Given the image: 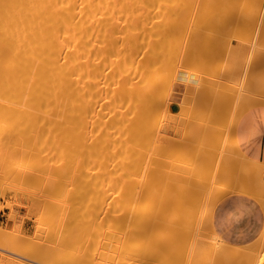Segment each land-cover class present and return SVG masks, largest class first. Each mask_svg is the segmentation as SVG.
<instances>
[{
  "label": "bare ground",
  "instance_id": "6f19581e",
  "mask_svg": "<svg viewBox=\"0 0 264 264\" xmlns=\"http://www.w3.org/2000/svg\"><path fill=\"white\" fill-rule=\"evenodd\" d=\"M189 1L190 2L191 1L196 2V0H0V154H3L2 155L3 157L2 156L0 157V163H1V158H3L2 162H4V160H6L4 158V156L7 154H11V155L13 154L14 155V156H12L13 158L10 157L12 160L13 159L16 160L18 158L17 156H19V155L25 156V154H26L25 158H29V156L33 157V158L30 157V160H28V161L30 163L32 162V164H35V165L31 164L32 166H35V167H29V168H32V169L33 168L34 169L40 168L39 172L41 173L42 167H38V168H36V167H37V165L39 166V164H41V166H42L43 163L40 162L39 164H37L35 162V161H37L36 154L37 155L38 154L39 155L40 154H44V155L47 154L46 156H44V155L43 156L49 157L50 161H54L55 159H58L59 161L55 160L54 163L52 162L51 165L49 164L50 166L47 169H45L46 168L44 166L45 163L43 164V167H45V168H42V173L43 172L45 173L44 178H42L43 177L42 175L44 173L39 175V173H36V172H34L36 174H33V173L30 174V178L31 177L32 178L31 179L29 178L30 180L33 179V182L40 181V183H42L41 178H42V180L44 179L43 181H45L47 184V186H45V187H47V188H45V190H48L47 193L50 194V197H53L52 194H56L55 192H57V194H59V193L61 194V192H63L62 191L63 188L66 189L64 187L65 182L63 181L62 178H65V176H69L72 174L69 171L70 166H71V169H74V168H72L73 162L71 164V162L69 163L68 161H66V158L70 157L69 156L70 154H73V155L74 154H94V155H91L93 157L91 159H93V160H95V158L98 157L97 154H99L98 161L95 160V161H97V163L92 160V164L94 166L93 170L95 168L94 171H96V173H94V174H96V175L93 174V178L90 177L92 179V182H94V180H95L94 178L97 177L96 181L94 182L96 184L94 186V188H96V190L94 189L95 193L92 191L93 192L92 194L94 195L93 200H92L93 202L91 205L92 210L89 209L92 211L91 213L89 212L91 214V217H90L91 223L88 222V223H90L89 225H91L90 226L91 229H90V227L88 228L89 225L87 226V228L89 229L88 231L84 229L85 227H83L84 231H87L88 234L90 231L89 238L87 240L86 239L85 240L87 242L89 240V243H91V244L88 243L89 244V246H88L89 251H91L89 249V247L92 245L91 246L92 251H91V255H90L91 257L89 256V259H87L88 261H84L85 259H83V261H82L81 260L82 258L81 259L79 258L80 261L79 260L76 261L77 258L73 259L72 257L70 258V255L68 256V254L70 253V251L68 249H70L69 246L71 245V244L70 245H68V244L70 243V241H72V240L74 241V238L76 236L73 237V235L71 233L72 232L71 230H73L71 228H73V227H71L70 225H71L73 220H71L70 216L67 215V216H69V219H67V221L68 220L69 221H68V223L66 221V227H68L67 224H70L69 225L70 229L65 228V232H64L62 240H61V242L65 244L66 248L63 250L64 252L61 253L62 256L60 257L61 258V260L59 261L60 264H130V263L138 264L137 260H140L142 262L141 263L139 261L141 264H143V262H145L146 264H148V263L152 264L148 260H152V261L154 260V262H158L156 260H159V262H161V263L164 262L162 260H165L168 264H184V263L187 264V262H188V264H262V263H264V258H262L264 256L261 257V256L257 255V251L259 249V246L260 247L264 246V231L262 232V234L260 236V240H259L260 242L258 243V246H256V247H254V245L253 246L251 245L252 246L251 248H245L243 246H240V247L239 246H233V245H230V244L222 241L221 238H219V236L215 234V231H213L214 230L213 225L211 224L212 221H210L209 223L207 222L210 218L209 217L210 214H208L209 218H208V220H206L207 219L206 218L207 212H204L206 214V215L204 214L205 216L203 214L201 215V213H200V215L203 217V224L204 225L202 224V222L199 226L196 224L195 227L197 228V226H198L199 230L197 228V231H199V232H197L196 234L194 233L193 236L191 235L194 231L196 232V230H195L196 228H195L194 231L191 233V230H193L191 228H194L192 226H194V224L196 223V222L194 223V221H196L198 218V217L197 218L192 217V215L194 216V215L198 214V212L197 213L195 212L196 209L192 210V207L194 208L196 205H198L197 199H200V198H198L199 197V194H198L199 191H201L200 193H203V191H202V189H203L202 185L203 184H201L202 183L201 179H204V178H200V177L201 176L207 177L208 175H209L208 178L210 177V172H207L206 170H205V173L207 172L206 175H204L205 173L202 174L201 171H203L205 168L204 167H203L204 169L201 168V171H200L199 166H201V165L197 166L196 167L197 169L195 168L193 171H191V172H194V171L199 169L198 173L191 174L189 172L190 175L186 174L188 177L187 179L184 178L187 181L186 183L184 182L185 180L183 181V178L177 179V180L175 178L176 182L174 181L175 184H174V186L172 185L175 188H173V189L170 188V190H167V192H166L167 198L164 196L167 200L162 197L163 201H165V202L162 201L161 204L158 202L153 203L151 201L150 202L153 204L144 203L145 201H143V203H141L142 202L141 198H140L141 199V201H140L138 198L135 199L131 196L134 193L137 194L136 189H135L134 193H129V192H132V190H133L132 187L137 184V182L134 183V181H135L134 177L139 175L136 173V171L138 170L137 172L141 173V171L143 170V169L141 170V166L143 164L141 166L140 165L138 166V163H137V161L140 162L138 160L137 156L141 153V149H140L142 146L141 141L144 140V139L141 140L142 138L139 139V137H140L139 136V125H142L141 121L145 117L143 115L142 119H141V114H143L142 113L143 108H145L143 106L145 105L144 104L145 101L147 102L146 99L148 98V97L146 99L144 98V93L147 90L144 89L145 84L142 81L144 79L141 78V74L143 73L142 72L143 71L142 70L143 60H144L143 58H145V56H148V55L150 56L152 52H153L152 54L156 53L155 51L157 50V47L159 45L165 44V42L169 41V39L167 37H169L170 34L172 37V39L170 38L171 44H172V41L174 39V35L177 32L176 29L180 26V23H179V22H181L180 17L182 18V16L180 14L184 13V15L183 14L182 15L185 16V12L188 11V8H189L188 7V4H190ZM230 1L231 0H229V2H228L229 4H226L227 6L230 5V3H231ZM236 1H238V0H236ZM241 1L239 0V4H238V2H236L238 4L237 10H235L236 8L232 9V7H234V6L230 5L231 6L230 9H231V11H233V13H234V10H235V12H238V9L240 10L241 5L244 4V3L240 4ZM254 1H255L254 3H256V1H257V3L260 1L258 4L260 5L259 7L262 9L263 5L261 6V4L263 3V1L262 2H261V0H259V1L254 0ZM221 2H225V1L219 0L217 2V4H215V5L212 4L213 5L212 7L215 8V6H216V8H217V6H218V9H219V7H220L219 5L222 6ZM243 2H244V0H243ZM257 3H256V5H257ZM226 5H224L223 7L225 8ZM239 5H240V7H239ZM214 8H211L212 12H213V10H215ZM243 8H245V5L242 7V9ZM227 9H228V7H227ZM230 9H229V11H230ZM242 9L240 10V12H242ZM220 10H223V8L221 9V7H220ZM192 11H194V10H192ZM204 11H205V9H204ZM243 11H246V10L243 9ZM212 12H211V14H212ZM203 13H202V15H204ZM227 14H230V13L227 12ZM246 14H243L244 17L247 16ZM189 15H191V14H189ZM199 17H197V18H199ZM209 17H210V15H209ZM236 17L238 18V16H236ZM239 17L241 18V15ZM249 17L252 19L248 18V16L246 17L248 27L250 28V26H249L250 23H248V22H250V20H251V22H252L251 26L254 28L253 23L255 22V20L253 18H256V17H254V14H253V16H249ZM215 18L216 17H214L213 19H215ZM218 18H219V16L217 17V19ZM210 19H211V17H210ZM241 19H245V18H241ZM186 20L184 21V23H186ZM205 20H206V18H205ZM252 20H254V21H252ZM209 21L211 22V20H209ZM217 21L219 22V20H217ZM238 21H239V18H238ZM235 22H236V20H235ZM235 22H233V23H235ZM240 22H242V21H240ZM197 23L199 24V22H197ZM205 23H204L205 27L208 28L209 24L207 23L208 24L207 25ZM212 23L214 24L215 22H212ZM188 24H189V22H188ZM188 24H185V25H188ZM213 24L209 25V26H211L212 31H213V28L217 26V25L213 26ZM216 24H217V22H216ZM222 24H225V23L223 22ZM238 24L239 23H237V25ZM244 24H246V20L244 21ZM183 25H181V26H183ZM199 25H202V27H204L203 24H199ZM226 25L229 26V24H227V22H226ZM235 25H236V23H235ZM255 26H256V24H255ZM262 28H263V26H262ZM173 29H174V32L172 31ZM225 29H224V32H225ZM252 29H250V30H252ZM261 30H264V28ZM203 32L201 33L202 35H203ZM209 32H211V31H209ZM240 32H241V30H240ZM263 32L264 31H262V33ZM182 33H180V34L177 33L179 35V38H180V35ZM219 33L222 34L221 30ZM205 34L208 35L207 33H205ZM205 34H204V36H206ZM209 34L211 35L212 33H209ZM225 34H226V32H225ZM216 35L218 36L219 34H216ZM220 36L221 35H219V37ZM249 36L251 37V35H249ZM191 37L193 38V36H191ZM208 38H209V36H208ZM208 38H206V39H208ZM176 39H177V37L175 38V41H176ZM206 39H204V41H205L204 44H206ZM211 39H213V42H214V40H216L214 38H211ZM225 40H220V41L225 42ZM207 42H208V40H207ZM222 42H221V44H222ZM168 43L170 44V41L167 42V45H168ZM177 44H178V42H177ZM193 44H194V42H193ZM208 44H209V42H208ZM218 44L220 45V42H218ZM225 44H226V42H225ZM262 44H263V42H262ZM170 45L168 46V50L172 53V51L176 49L175 48L176 45L172 44V46L174 47V49L171 48L172 51L170 50ZM188 45L189 44H187V46ZM258 45L259 44H257V46ZM164 46H166V45H164ZM225 46H227V44L224 45V47ZM259 46L262 47V45H259ZM178 47H179V45H178ZM254 47H255V45H254ZM158 48H160V47H158ZM164 48L167 49L166 47H164ZM215 48L220 49L221 47L219 46V47H215ZM165 49H163V50L166 53L169 52L168 50L166 51ZM158 50H160V49H158ZM221 51L222 52L220 53V55L222 56L224 50L221 49ZM173 52L174 53H172V54L174 55L176 52L175 51H173ZM205 52H203V53H205ZM209 52H207V54H209ZM157 53H158V51H157ZM171 53H167V55L171 54ZM199 53H202V52L199 51ZM212 53H214V52H212ZM185 54H187V52ZM256 54H258V53H256ZM156 55L154 56V58H156ZM159 55H157V57ZM149 56H148V60H150L153 55H151L150 58H149ZM216 56L217 55L215 52V58H216ZM224 56H225V54H224ZM167 57H166V60H167ZM185 57L187 58L188 56H185ZM208 57H209V55L207 56V58ZM258 57L260 58L259 55H258ZM159 58L156 60H153V61H155V62L157 60L159 61ZM212 58L213 57H211V59ZM161 59H162V57H161ZM197 59L199 60L200 57L197 56ZM217 59H220V58L217 57ZM217 59L215 60V62L212 60L213 61L212 66H215L214 63H216ZM256 59L257 58L255 57V60ZM261 59H262V61L264 60V58H262V57H261ZM198 60H197V63L199 62ZM208 60H210V59H208ZM222 60H224V58ZM257 60H258V63L259 62L262 64L264 63V62L260 61V59H257ZM257 60H256V62H254V60L252 59L253 65H251V67L252 66L256 67L254 65V63L257 64ZM161 61H159V63ZM189 61H190V58H189ZM226 61H225V63H226ZM168 62H170V61H168ZM151 63L152 62H150V64ZM159 63H158V66H159ZM166 63H167V61H166ZM170 63H172V62H170ZM175 63H177V62H175ZM188 63H191V61ZM220 63H217V64L220 65ZM161 64L163 66V63H161ZM193 64H194V62H193ZM207 65H208V63H207ZM258 65H260V64H257V66ZM162 66H159V67H162ZM171 67L172 66H170V68ZM174 67H175V65H174ZM201 67H204V66L201 65ZM103 68H105L107 71H105V69L103 70ZM150 68H151V65H150ZM192 68H195V67H192ZM205 68L207 70L209 69L208 67H204V69ZM215 68L217 69V67H215ZM215 68L213 69L214 71H215ZM163 69H165V68H163ZM206 69H205V71H206ZM259 69L263 70L264 68L262 69V67H260ZM157 70H158V68H157ZM201 70H203V69H201ZM148 71H150V70H148ZM218 71L219 70H216V72H218ZM151 72L152 71H150V73L148 72L149 76H146L147 74L145 73V77H150ZM157 74H158V72H157ZM161 74H162V72H161ZM253 74L250 78L253 77ZM152 75H154V77L156 76L155 74H152ZM162 75H160V76H162ZM163 76H165V75H163ZM203 76H202V78H203ZM255 76H257V75H255ZM260 77H262V76H260ZM163 78L165 79L166 77H163ZM167 78H170V77L167 76ZM247 78H249V77H247ZM152 79L155 80L154 78H152ZM159 79L157 78V81ZM149 80L152 84H156V85H157V83H159V85L161 84V81L155 83L156 82V80H155V81H153L154 82L153 83L151 81V79H149ZM204 80H203V82H205ZM245 80H246V78H245ZM252 80L253 79H251V81ZM163 81H166V80H163ZM167 81H169V79ZM146 82H148V79ZM216 82H218V81H216ZM216 82H214V83L216 84ZM221 82L222 81H220L219 87L221 86ZM252 82H251V84H252ZM163 83H165V82H163ZM249 83H248V85H249ZM142 84H144V85H142ZM201 84H203V83H201ZM164 85H162V86L164 87ZM207 85H205V86H207ZM211 85H213V84H211ZM254 85H255V83H254ZM254 85H253V87H254ZM229 86H231V85L229 84ZM229 86L227 85V86H225V88L226 87L228 88ZM244 86H246V85L244 84ZM219 87H216V88L218 89ZM249 87L251 89L253 88L251 86H249ZM256 87L259 88V86H256ZM210 88H212V86H210ZM192 89H193V87H192ZM229 89H231V88H229ZM251 89H249V90H251ZM253 89H252V91H254ZM156 90L153 89V93H155ZM201 90H203V89H201ZM210 90L212 91L213 89H210ZM214 90H216V89H214ZM224 90L228 91V89H224ZM206 91H204V92H206ZM218 91L219 92H217V90H216V92L218 93L217 94L218 99L217 100L215 99V101L213 100L214 102H216V101L224 102L225 100L228 99V98L224 97L227 93H225L224 96H220L222 94V90H218ZM149 92H151V91L148 90V93ZM212 92L214 94H216L215 91H212ZM207 93H209V91ZM213 93L211 94V96L214 99ZM150 95H151V93H150ZM203 95L205 97L206 94H203ZM227 95H229V94H227ZM233 95L231 94V96H233ZM235 95H234V97H235ZM219 96H220V98L224 97L223 99H225V100L223 101L222 98L220 100ZM236 96L238 97V95H236ZM190 97L191 96H189L188 99ZM209 97H210V94H209ZM209 97H208V99H209ZM201 98H203V96ZM205 98H207V97H205ZM243 98L244 97H242V99ZM188 99L186 97L187 102H189ZM151 100H152V98H151ZM186 100L184 98L183 103H187ZM228 100L226 102H228ZM239 100L241 101V99H239ZM158 101H159V99H158ZM194 101H195V98H194ZM201 101H202V99H201ZM204 101H205V99H204ZM250 101H251V99L249 98V102ZM261 101H258V102L261 103ZM214 102H212V104ZM226 102L222 103V105L224 104V107H222V105L221 106L219 105V106L221 108H224V110L226 109V111H227V106H225V105L226 104L228 105V103H226ZM239 102H237V103L239 104ZM244 102H245V100H244ZM147 103H149V101ZM217 103H219V102H217ZM255 103H256V99L254 100L253 104H255ZM201 104L203 105V103H201ZM230 104H231V101H230ZM204 105H205V103H204ZM215 105L216 104H214V106ZM234 105H236V104H234ZM247 105H249L248 102H247ZM250 105H252V104H250ZM157 106H158V103H157ZM159 106H161V105H159ZM194 106H196V104ZM216 106H218V105H216ZM146 107L149 108L148 106H146ZM185 107H187V105ZM245 107L246 106L244 105L242 107V109ZM249 107H252V106H249ZM166 108H167V106H166ZM201 108H203V107H201ZM239 108H241V107H239ZM152 109L153 108H151V110ZM103 110H105L104 116H103ZM149 110L150 109H148V111ZM151 110H150V112H151ZM188 110H189V108H188ZM198 110H200V109H198ZM152 112H153V110H152ZM168 112H170V110ZM240 112H243V111L240 110ZM146 113H149V112L146 111ZM150 114L151 113H149V115ZM217 114H218V112H217ZM208 115H210V114H208ZM150 116H152V115H150ZM205 116H207V115H205ZM222 116H224V113ZM147 117H146V119H147ZM152 118H153V116H152ZM160 118H161V115H160ZM213 118H214V116H213ZM227 119H228V117H227ZM147 120H146V122H147ZM148 121L150 122L151 120H148ZM207 121H208V119H207ZM155 122L157 124L158 121L155 119ZM151 123H153V122H150V124ZM205 124H207V123H205ZM154 126H156V125H154ZM154 126L153 127L149 126L148 128H151V130H153L152 128H155ZM226 126H227V123H226ZM211 127H213V126H211ZM211 127L208 126V128H211ZM208 128H207V130H208ZM224 128H222V129H224ZM199 129H200V127H199ZM211 130H213V129H211ZM231 130H232V128H231ZM147 131H150V130L148 129ZM197 131L199 132L198 129H197ZM232 131H230V132H232ZM215 132H216V130H215ZM212 133L208 132V134H212ZM149 134H152V132ZM24 135H25V137L27 136L26 139H24L25 138ZM162 135H164V134H162ZM158 136H160V134ZM164 136H166V135H164ZM203 136H204V138L206 137L204 135V132H203ZM219 136H222V134L221 135L219 134ZM229 136H230V134H229ZM21 138H23L24 140L22 139L23 141L20 144L17 143L18 139L21 141ZM213 138H215V137H213ZM26 140H27V144L25 142V145H26L25 146L23 142ZM224 140H225V138H224ZM155 141H153V142H155ZM22 143H23V146L26 147V150L25 149L23 150ZM196 143H197V141H196ZM202 143H205V139H204V142H202ZM145 144H148V143H145ZM175 144L176 143H173L174 146H175ZM210 144L212 145V143H210ZM17 145L18 146L21 145V148H18ZM170 145H172V144L170 143ZM199 145L205 146L204 144H201V142ZM159 148H158V150H159ZM174 148H176V147H174ZM215 148H218V147H215ZM225 148H226V146H225ZM143 149L146 151V149L144 147H143ZM200 149H201V147H200ZM149 150H150V148H149ZM202 150H200V151H202ZM207 150H204V151L207 152ZM216 150H219V149H216ZM150 151H149V153H150ZM204 151L202 152L203 154H202L201 158L198 155L194 156V157L197 156L198 160L200 162H202L203 160H204V162L205 161L207 162L212 157V156L209 157V154H210L209 152H208L209 153L208 155L207 154L205 155ZM222 151H223V149H222ZM142 152H144V151L142 150ZM165 152L167 153V151H165ZM195 153H196V150L194 151V154ZM17 154H19V155H17ZM15 155L17 158H15ZM174 155H176L175 151H174ZM203 155L207 156L208 158L205 157V159H203V157H204ZM213 155H214V153H213ZM94 156H96V157H94ZM165 157H166V155H165ZM197 157L195 159H197ZM236 158H238V157H236ZM236 158H234V159H236ZM9 159L7 158L6 164L9 161L11 164L12 160H9ZM188 159H190V158H188ZM200 159H202V161ZM229 159H230V161L234 160V159H232V157H229ZM15 160H14V162H15ZM135 160H137V161H135ZM228 160H227V162H228ZM238 160H240V159H238ZM22 161H25V160H22ZM28 161H26V162H28ZM155 161L158 162L157 159ZM235 161L236 160H234L232 162L235 163ZM246 161L247 160L244 158V160L241 159V162L236 161V162H238L236 164L240 165V163L242 164V162L247 163ZM26 162H25V165H28V164H26ZM162 162H164V161H162ZM204 162H202V163H204ZM152 163H153V161H152ZM172 163H173V161H172ZM187 163H190V161ZM19 164L20 165L22 164L24 167L23 162H19ZM139 164H141V163H139ZM193 164H191V165H193ZM229 164H231V163H228V165ZM253 164L257 165V163L256 164L253 163ZM12 165H16V164H12ZM12 165H11V167H12ZM96 165H98V170L96 169ZM180 165H181V163H180ZM243 165L244 164H242V166H240L241 167L240 169H245V168H242ZM247 165H250V164L247 163ZM28 166H30V165H28ZM250 166H252V165H250ZM257 166L259 167V164ZM8 167H10V165ZM178 167H177V169H178ZM230 167H228V168L230 169ZM245 167L247 168L246 171L240 170L239 173L241 174L244 172H246V173L248 172L247 173L248 176H252V175L253 176H252V178L251 177L248 178V176L245 175L246 174L245 173V174H243V176H245L247 178V179H245V177H243L241 174V178H240L241 180L239 179V181L241 183L238 184V182H237V184L239 185V189H240V187H242L240 191L244 192V190H246V187H247V191H249L250 189H251L250 190L251 192H255L256 190L261 191L262 194H260V192L254 193V194L256 196H258V194H259V197H256V199L260 200V202H263L261 200V199L264 200V193H263L264 192L263 191L264 186L261 188V185H264L263 175L261 174L262 169H260V168L258 169V167H255L256 168V170H255V168H253L254 166H252L251 168L254 169V170L251 169L252 173H254L253 171H256V172L251 175V172L247 171L248 169L250 170V167L249 168H248V166H245ZM10 168H9V170H10ZM12 168H14V166ZM19 169H21V168H19ZM19 169H18V171H20ZM229 169L227 171L231 172V169L230 170ZM12 170L10 172L14 171V170L13 171ZM139 170H140V172H139ZM237 170L239 171V168ZM34 171H36V170H34ZM94 171H92V172H94ZM215 171H216V169H215ZM241 171H244V172H241ZM21 172H18V174H20ZM66 172L70 173V174L67 175ZM199 172L201 173V175L199 174ZM212 172H214L213 168H212ZM249 172H250V175H249ZM263 172H264V168H263ZM153 173H151V174H153ZM217 173H220V175L222 174L221 170H218ZM239 173H238V175H239ZM13 174H15V173L13 172ZM75 174H76V172H75ZM163 174H165V173H163ZM9 175H11V174H9ZM156 175L159 176V174H157L155 172V174L151 176L150 180H154L156 178ZM161 175H162V173H161ZM173 175H175V174H173ZM2 176H1V178H3V179L0 178V180L4 181L6 178L4 179L5 176L4 177H2ZM11 176H13V175H11ZM21 176L23 177V174ZM91 176H92V174H91ZM175 176H177V174ZM191 176H193V178H191ZM143 177H140V178L142 179ZM149 177H150V175H149ZM233 177H235V176H233ZM238 177H240V176H238ZM217 178H219V177H217ZM225 178H226V176H225ZM243 178L245 180H243ZM250 178H251V180L249 181ZM254 178H255V181H254ZM15 179H17L16 182H18V180H20L17 178V176L15 177ZM36 179H38V180H36ZM66 179H68V178H66ZM72 179H73V177H72ZM146 179L147 178H145V180ZM172 179H173V177H172ZM222 179H221V181L223 182L224 179L223 180ZM69 180L71 181V179H69ZM150 180L149 181L147 180V181L150 183ZM211 180H213V179H211ZM246 180L248 181V183L246 182L248 184V186H247V184L246 185L244 184L245 182L243 183V181H246ZM87 181H89V179ZM217 181H220V180H217ZM252 181H253V183H252ZM141 182H143V181H141ZM141 182L139 183V181H138L140 186H139V184H137L135 186V187L139 186V188H138L139 191L142 187L141 185H143V183H145V182H143L141 184ZM151 182H153V181H151ZM254 182H255V184H254ZM24 183L25 182H23V184ZM90 183L91 182H89V184ZM133 183H134V185H133ZM169 183L171 184V182H169ZM203 183H205V182L203 181ZM207 183L208 182H206V184ZM251 183H252V186L249 185ZM259 183L261 184L260 186H259ZM91 184L94 185L93 183H91ZM242 184L245 185L246 187L245 186L243 187ZM147 185H149V184H147ZM253 185H255L257 187L259 186V187L255 189V187H253ZM26 186H28V185H26ZM143 187L145 189V186H143ZM166 187L168 188L171 186L168 185ZM227 187H229V186H227ZM92 188H93V186H92ZM157 188H159V187H157ZM29 189H31V188H29ZM236 189H237V187L234 189H231V190L232 191L235 190L236 192H238L239 190H236ZM252 189H254V191ZM40 190H41V188H40ZM143 190H142V193L140 192V194H142V195H144ZM214 190L216 191V189H214ZM27 191H29V190H27ZM41 191L43 193V190H41ZM218 191H217V193H218ZM235 191L233 193H236ZM208 192H209V188H208ZM210 192H212V191H210ZM215 193L213 196H209V199L207 198L208 201L205 200V198H204V201H206V202H203V203H205V204H203V203L200 204L202 211H204L205 205H207L206 207L209 208L210 205H211L210 207H212L217 203L218 198L216 199ZM246 193H248V192H246ZM41 194H39V195H41ZM140 194L138 197H140V196L142 197V195H140ZM164 194H165V191H164ZM249 194L251 195V193H249ZM218 195H219V193H218ZM66 196H67V194H66ZM55 197L57 198L59 196L57 195ZM64 197H65V195H64ZM76 197H77V195H76ZM76 197H74V198L76 199ZM157 197H159V196H157ZM67 198H68V200H70L69 197H67ZM78 198H79V196H78ZM61 199H62V197L60 198V200ZM77 200H80V199H77ZM200 200H202V199H200ZM147 201H148V199H147ZM167 202L169 203V206L171 207V209H170L171 211L169 210V208L167 206ZM59 204H61V203H59ZM51 205H53L52 200H51ZM61 205H63V202ZM68 205H67V207H68ZM200 205H199V207H200ZM148 206H153L154 210H157V211H159L161 208H163L162 206L167 207L168 208L167 210H169V211H167V213L172 212L171 214H173V216L170 215V213H168L170 215V216H168V214L166 213V210L164 211V213L161 210L160 212H162L163 215H165V213H166V217L168 216L169 218L167 217V219L165 220V218H166L165 217V218H163L164 220H160L158 218L162 217L163 215L159 214L161 216H159L158 218L152 217V218H149L147 220L144 218V208L145 207L147 208ZM57 207H59V206H57ZM62 208H63V206H62ZM65 208H66V206H65ZM45 209H47V208H45ZM45 209H44V211H45ZM63 210H65V209L63 208ZM151 211L152 210H150V212ZM157 211H156V216L158 213ZM211 211H210V213H211ZM185 213H186V215H188V217L186 215H183ZM62 215H64V214H62ZM180 215H182L183 217ZM184 216H186L187 218L186 217L184 218ZM193 218H194V220H193ZM200 219H201V217H200ZM200 219L197 221L200 222ZM12 221H13V219L11 218L9 220V224H8L9 227L11 226ZM70 221H71V223H69ZM206 223H208V224H206ZM74 229L75 230L80 229V231L82 230L81 228H78V227H76V228L74 227ZM68 230H70V232ZM188 230H190V232ZM0 231L2 233V234L0 233L1 235H3V233L5 234V232L6 233L8 232L5 229L2 230V228H0ZM187 232L190 234H188ZM207 232H208V234H211V235H208ZM181 233L183 236L179 235ZM56 234H58V231ZM81 234H82V232H81ZM201 234H203V235H201ZM79 235H80V233H79ZM200 235H201L202 239H204V237H202V236L208 235L205 237H208V239L211 240V242H208L209 240L205 241L207 238H205V240H202L200 238ZM210 236H212V237H210ZM77 237H78V235H77ZM79 238L80 237H78V239ZM78 239H76L75 242ZM182 239H183V241H181ZM184 240L187 241V244H185ZM2 244H10V243L8 242L7 239L2 238V236H1L0 245H2ZM67 247H69V248H67ZM133 253L135 254V256H137V258L140 255L139 257H141L142 259H140V258L137 259V258L131 256ZM88 254H90V253H88ZM186 254H188V255H186ZM262 255H264V254H262ZM148 256H150L151 259H149L150 257H148ZM44 257H45V254H43L42 252L36 251V253L33 254V258L38 259V260L46 259ZM145 257H147L146 258L147 261H145L146 259L144 260ZM201 257L206 258V262L200 263L198 261V259ZM129 258L133 259L132 261H134V262L129 263V260H130ZM134 258L136 259L137 263L135 262ZM71 259H73L75 261H73Z\"/></svg>",
  "mask_w": 264,
  "mask_h": 264
},
{
  "label": "rangeland",
  "instance_id": "374dc122",
  "mask_svg": "<svg viewBox=\"0 0 264 264\" xmlns=\"http://www.w3.org/2000/svg\"><path fill=\"white\" fill-rule=\"evenodd\" d=\"M200 1V2H199ZM216 1V2H215ZM219 1V0H218ZM217 0H196V2L194 1V2H190V4H188V11H186L185 12V16H183L184 15V13H181L180 15L182 16V18L180 17V21L181 22H179L180 23V26L176 29L177 30V32L175 33V35H174V39H173V41H172V44H175L174 46H175V50H173V51H175L176 53L173 55L172 53H174L173 51H172V49H174V47L172 46V44H171V39H172V37H171V34L169 35V37H167L168 39H169V41H170V44L168 43V45H167V42H169V41H167V42H165V44H162V45H159L158 47H160V48H158L157 47V50L155 51L156 53H154V54H152L151 53V55H153L152 56V58L150 59V60H148V56H145V58H143L144 60H143V68H142V74H141V78H143L144 80H142L143 82H144V84H142V85H144V89L145 90H147V91H145V93H144V98L146 99L147 97V102L149 101V103H147L146 101H145V105L143 106V107H145V108H143V115L145 116L144 117V119H143V128L144 129H142L141 128V125H139V139H141V140H143V141H141V143H142V146L146 149V151L143 149V147L142 148H140L141 150H143L144 152H143V154H139L138 156H137V158H138V160L140 161V162H138L137 160H135V161H137V163H138V166L140 165H142L141 166V173H138L137 171H136V173L137 174H139L138 176H135L134 178H135V181H134V183H136L137 182V184H139L141 181H143V182H145V183H143V182H141V184L143 183V185H141L142 187H141V189H140V191H139V186H140V184H139V186L138 187H135L136 185H134V183H133V190H132V192H129V193H134L135 192V189H136V193L137 194H133V195H131L133 198H138L139 200H143V201H145L144 203H146V201H147V199H148V201H147V203H151V202H158V203H162V201H163V198H165L166 197V192H167V190H170V188L171 189H173V188H175V187H173L174 186V184H175V178H176V180L177 179H182L183 178V181L185 180L184 178H188L187 177V175L186 174H188V175H190V173L191 174H194V173H198V170H196V171H194V172H191V171H193L197 166H199V165H201V166H199L200 167V171H201V168H203L204 170V172L203 171H201L202 172V174L203 173H205V170L207 171V172H210V177L208 178V176L205 178L204 176H199L200 178H204V179H201L202 180V183L201 184H203L202 185V191H203V193H200L201 191H199V197L198 198H200V199H202V200H200V199H197V204L198 205H196L194 208L192 207V210H195V212L197 213L198 212V214L197 215H192V217H198L197 218V220H199L200 219V217H201V219H200V222L199 221H194V226H192V227H194V228H191V229H193V230H191V233L194 231V229L196 228L195 226H196V224L199 226L200 224H201V222H202V224H203V217L201 216L202 214L204 215L205 213L204 212H207V215H206V220H208V218H209V220L207 221L208 223L211 221L210 219L211 218H214L215 219V217H216V213H217V211H218V209H219V206L222 204L221 203V201L220 202H218L219 204H218V206L217 207H215V205L214 206H212V207H210L209 206V208L208 207H206L207 205H205V207H204V211H202V208H201V205L200 204H202L203 202H206V201H204V198H205V200H207L208 201V199H209V196H213L214 195V193L216 192L214 189H216V190H220L221 188H223V187H227V186H229V185H232V184H234L233 183V178H232V180L230 179L231 178V176H227L226 178H225V176H222V174L224 175V173H223V171H221V175H220V173H217L218 172V170H222L223 169V167H222V162L226 159L225 157H227V158H229V157H232V159H234V158H236V157H238V158H236V159H243L244 160V156L242 155V154H240L241 152H240V150H239V148H238V144H236L235 142H233V141H231L230 139H229V137H228V132H229V129L231 128L230 126H232V124H233V122H231L230 123V128H228V131H227V135L225 136V140H223L222 142H220V143H217V144H210V143H202L203 141L202 140H198L197 141V143H196V141L195 142H190V143H188V142H186V135H184L182 138L181 137H175V138H172V137H170L169 135H167L166 133H165V129H166V124L169 122V119H170V112H168L169 111V109L168 108H170L171 109V107H172V105L174 104V103H176L177 101V98H179L180 96H185V100H186V97H187V99H188V97L189 96H191L189 99H190V101H194V98H196L198 95H202V93H203V90H201L202 88H204L203 86H205V85H207L208 83L210 84H208L207 85V87H209L210 88V86H212V88H210V89H213L212 91H215L216 92V90H217V92H219L218 90H222V94L220 95V96H224V94L225 93H227V94H229V95H225L224 97H226V98H228L227 100L228 101H231V103L234 105V104H236V105H234V108L235 107H237V106H239L241 103H244V100L246 101V100H249V98L251 99V100H255L256 99V103H258V104H260V105H264V63L262 64V63H258V60L257 59H260V61H262V59H261V57L262 58H264V32L262 33V31H264V30H261V29H263L264 28V0H261V2L263 1V3L261 4V6L263 5V7H262V9L259 7L260 5L257 3V1H256V3H257V5H256V3H254L255 1L254 0H244V2H243V0L240 2V4H243V5H241V7H240V5H239V7H240V10L242 9V7L245 5V8H243L244 10H246V11H243V9H242V12H240V10L238 9V12H235V10H237V6H238V4H239V0L238 1H236V0H231L230 2V5L231 6H234V7H232V9H235L234 10V13H233V11H231V6L230 5H226V4H229L228 2H229V0H223V1H225V2H221V4H222V6L221 5H219L220 7H221V9L223 8V10H220V7H219V9H218V6H217V8H216V6H215V8L214 7H212L213 5H215V4H217V2H218ZM221 1V0H220ZM235 1V2H234ZM234 2V3H233ZM236 2H238V4L236 3ZM236 3V4H235ZM192 4V5H191ZM195 4V5H194ZM213 4V5H212ZM226 5L225 6V8L223 7L224 5ZM230 6V7H229ZM192 7V8H191ZM227 7H228V9H227ZM238 7V8H239ZM211 8H214L215 10H213V12H212V9ZM204 9H205V11H204ZM211 11H210V10ZM229 9H230V11H229ZM192 10H194V11H192ZM196 10V11H195ZM207 10V11H206ZM223 11V12H222ZM204 14V15H202V13ZM208 14H207V13ZM211 12H212V14L214 15H212L211 14ZM216 12V13H215ZM227 12L228 13H230V14H227ZM210 13V14H209ZM247 13V14H246ZM183 14V15H182ZM189 14H191V15H189ZM207 14V15H206ZM216 14V15H215ZM243 14H246L247 16H248V18H250L249 16H253V14H254V17H256V18H253L254 20H255V22L253 23L254 24V28L251 26L252 25V22H251V20H250V22H248V23H250V28L248 27V24H247V19H246V17L247 16H245L244 17V15ZM251 14V15H250ZM189 17H188V16ZM202 15V16H201ZM209 15H210V17H211V19H210V17H209ZM234 15V16H233ZM241 15V18H245V19H241L239 16ZM256 15V16H255ZM200 16V17H199ZM219 16V18L217 19V17ZM223 16V17H222ZM226 16V17H225ZM236 16H238V18H239V21H238V18L236 17ZM186 17V18H185ZM188 17V18H187ZM197 17H199V18H197ZM202 17V18H201ZM204 17V18H203ZM214 17H216L215 19H213ZM236 17V18H235ZM205 18H206V20H205ZM226 18V19H225ZM260 20H259V19ZM187 19V20H186ZM204 19V20H203ZM211 20V22L209 21V20ZM236 20V22H235V20ZM250 19H252V18H250ZM186 20V23H184V21ZM198 20V21H197ZM200 20V21H199ZM217 20H219V22L217 21ZM225 20V21H224ZM228 20V21H227ZM246 20V24H244V21ZM254 20H252V21H254ZM199 22V24H203L204 25V23L205 24H209V25H212L213 23L212 22H215L214 24H213V26L214 25H217L216 27H214L213 28V31H212V29H211V26H209L208 24V28H206L205 27V25H204V27H202V25H199L197 22ZM209 21V22H208ZM230 21V22H229ZM240 21H242V22H240ZM260 21V22H259ZM188 22H189V24H188ZM193 22V23H192ZM216 22H217V24H216ZM225 23V24H222V23ZM226 22H227V24H229V26H227L226 25ZM233 22H235L236 23V25H235V23H233ZM221 23V24H220ZM237 23H239L238 25H237ZM184 24V25H183ZM185 24H188V25H185ZM234 24V25H233ZM255 24H256V26H255ZM181 25H183V26H181ZM196 25V26H195ZM225 25V26H224ZM247 25V26H246ZM185 26V27H184ZM201 26V27H200ZM262 26H263V28H262ZM181 27V28H180ZM227 27V28H226ZM244 27V28H243ZM253 29H252V28ZM256 27V28H255ZM184 28V29H183ZM197 28V29H196ZM205 30H204V29ZM226 28V29H225ZM229 28V29H228ZM200 29V30H199ZM202 29V30H201ZM209 29V30H208ZM224 29H225V32H226V34H225V32H224ZM247 29V30H246ZM250 29H252V30H250ZM259 29V30H258ZM215 30V31H214ZM220 30H221V33L222 34H220L219 32H220ZM229 30V31H228ZM239 30V31H238ZM240 30H241V32H240ZM247 32H246V31ZM173 32H174V29L172 30ZM171 31V32H172ZM203 32V35L201 34L202 32ZM209 31H211V32H209ZM244 31V32H243ZM183 32V33H182ZM212 33L211 35L209 34V33ZM214 32V33H213ZM180 34V33H182L181 35H180V38H179V35L178 34ZM205 33H207L208 35H206ZM230 35H229V34ZM253 33V34H252ZM173 34V33H172ZM192 34V35H191ZM197 34V35H196ZM204 34L206 35V36H204ZM216 34H219V35H221L220 37H219V35L217 36ZM196 35V36H195ZM249 35H251V37L249 36ZM191 36H193V38L191 37ZM204 36V37H203ZM208 36H209V38H208ZM220 39V40H225V42H226V44H227V46H225L224 47V45H226L225 44V42L223 41H220L217 37ZM177 37V39H176V41H175V38ZM224 37V38H223ZM244 37V38H243ZM246 37V38H245ZM171 38V39H170ZM190 38V39H189ZM206 38H208V39H206ZM211 38H214V39H216V40H214V42H213V39H211ZM222 38V39H221ZM250 38V39H249ZM255 38V39H254ZM181 39V40H180ZM186 39V40H185ZM189 39V40H188ZM203 39V40H202ZM204 39H206V44H204ZM167 40V39H166ZM178 40V41H177ZM184 40V41H183ZM207 40H208V42H209V44H208V42H207ZM210 40V41H209ZM229 40V41H228ZM188 41V42H187ZM216 41V42H215ZM177 42H178V44H177ZM193 42H194V44H193ZM218 42H220V45L218 44ZM221 42H222V44H221ZM262 42H263V44H262ZM259 44V45H262V47L261 46H257V44ZM187 44H189L188 46H187ZM204 44V45H203ZM215 44V45H214ZM255 45V47H254V45ZM164 45H166V46H164ZM170 45V50L172 51V53L168 50V46ZM178 45H179V47H178ZM207 45V46H206ZM209 45V46H208ZM222 45V46H221ZM166 47L167 49H165L164 47ZM221 47L220 49L219 48H215V47ZM253 46V47H252ZM203 49H202V48ZM207 47V48H206ZM224 47V48H223ZM228 47V48H227ZM172 48V49H171ZM178 48V49H177ZM210 48V49H209ZM213 48V49H212ZM158 49H160V50H158ZM163 49H165L166 51L168 50L169 52H167V53H171V54H168L167 55V53L163 50ZM200 49V50H199ZM217 49V50H216ZM221 49L222 50H224V52H223V54H222V56L220 55V53L222 52L221 51ZM227 49V50H226ZM256 49V50H255ZM187 50V51H186ZM202 50V51H201ZM214 50V51H213ZM219 50V51H218ZM157 51H158V53H157ZM197 51V52H196ZM199 51L200 52H202V53H199ZM206 51V52H205ZM210 51V52H209ZM252 51V52H251ZM187 52V54H185ZM203 52H205V53H203ZM207 52H209V54H207ZM212 52H214V53H212ZM215 52H216V58H215ZM218 52V53H217ZM258 53V54H256V53ZM193 53V54H192ZM198 53V54H197ZM211 53V54H210ZM159 55L158 57H157V55ZM196 54V55H195ZM207 54V55H206ZM224 54H225V56H224ZM150 55V56H151ZM156 55V58H154V56ZM165 57H164V56ZM209 55V57L207 58V56ZM212 55V56H211ZM257 58L256 60H257V64H260V65H258L257 66V64H255L254 63V65L256 66V67H251V65H253V61H252V59L254 60V62H256V60H255V57ZM258 55L260 56V58L258 57ZM150 56H149V58H150ZM162 57V59H161V57ZM169 58H168V57ZM185 56H188L187 58L185 57ZM192 56V57H191ZM197 56L198 57H200V59L198 60L197 59ZM221 56V57H220ZM160 57V58H159ZM166 57H167V60H166ZM211 57H213L212 59H211ZM217 57H219L220 59H217ZM159 58V61H161L160 63H159V61L157 60L156 62L155 61H153V60H156V59H158ZM171 58V59H170ZM189 58H190V61H191V63L193 64V62H194V64L192 65L191 63H188V62H190L189 61ZM193 58V59H192ZM202 58V59H201ZM207 58V59H206ZM224 58V60H222ZM161 59V60H160ZM170 59V60H169ZM192 59V60H191ZM207 61H206V60ZM208 59H210V60H208ZM217 59V61H216V63H214V65L215 66H212L213 64H212V62L214 61L215 62V60ZM164 60V61H163ZM167 61V63H166V61ZM197 60L199 61L198 63H197ZM202 60V61H201ZM213 60V61H212ZM227 60V61H226ZM168 61H170V62H172V63H170V62H168ZM184 61V62H183ZM187 61V62H186ZM225 61H226V63H225ZM150 62H152L151 64H150ZM155 62V63H154ZM175 62H177V63H175ZM221 62V63H220ZM262 62H264V60L262 61ZM158 63H159V66H162V64L161 63H163V66L162 67H159L158 66ZM166 63V64H165ZM174 63V64H173ZM201 63V64H200ZM207 63H208V65H207ZM217 63H220V65L219 64H217ZM156 64V65H155ZM169 64V65H168ZM171 64V65H170ZM173 64V65H172ZM200 64V65H199ZM217 64V65H216ZM150 65H151V68H150ZM168 65V66H167ZM174 65H175V67H174ZM177 65V66H176ZM192 65V66H191ZM201 65L202 66H204V67H208L209 69L207 70L206 68V71H205V69H204V67H201ZM210 65V66H209ZM236 65V66H235ZM156 66V67H155ZM170 66H172L171 68H170ZM200 68H199V67ZM192 67H195V68H192ZM215 67H217V69L215 68ZM260 67H262V69L263 70H261V69H259ZM157 68H158V70H157ZM162 68V69H161ZM163 68H165V69H163ZM215 68V71L213 70ZM256 68V69H255ZM105 68H103V70H104ZM167 69V70H166ZM180 69V70H179ZM201 69H203V70H201ZM246 69V70H245ZM147 70V71H146ZM148 70H150V71H152L151 72V75H150V77H145V73L147 74L146 76H149V73H150V71H148ZM156 70V71H155ZM216 70H219L218 72H216ZM105 71H107L106 69H105ZM104 71V72H105ZM145 71V72H144ZM167 71V72H166ZM201 71V72H200ZM209 71V72H208ZM149 72V73H148ZM156 72V73H155ZM157 72H158V74H157ZM161 72H162V74L163 75H165V76H163L162 74H161ZM170 72V73H169ZM222 72V73H221ZM261 72V73H260ZM160 73V74H159ZM177 73V74H176ZM212 73V74H211ZM229 73V74H228ZM245 73V74H244ZM250 73V74H249ZM254 73V74H253ZM259 73V74H258ZM152 74H155L156 76L154 77V75H152ZM167 74V75H166ZM252 74H253V77L252 78H250L251 76H252ZM160 75H162V76H160ZM204 75V76H203ZM250 75V76H249ZM255 75H257V76H255ZM158 76V77H157ZM167 76L168 77H170V78H167ZM202 76H203V78L205 79H203L202 78ZM226 76V77H225ZM241 76V77H240ZM260 76H262V77H260ZM163 77H166L165 79L163 78ZM247 77H249V78H247ZM146 78V79H145ZM152 78H154L155 80H156V82L155 83H157V82H159V81H161V84L163 83V82H165V83H163L162 85H164V87L161 85H159V83H157V85L156 84H152L151 82H150V80L149 79H151V81L153 82V81H155V80H153ZM157 78L159 79L158 81H157ZM173 78V79H172ZM245 78H246V80H245ZM261 78V79H260ZM147 79H148V82H146L147 81ZM169 79V81H167ZM215 81H214V80ZM251 79H253L252 81H251ZM163 80H166V81H163ZM203 80L205 81V82H203ZM163 81V82H162ZM196 82V84H194L193 82ZM208 81V82H207ZM212 81V82H211ZM216 81H218V82H216ZM220 81H222L221 82V86L219 87V85H220ZM255 81V82H254ZM142 82V83H143ZM168 84H167V83ZM214 82H216V84L214 83ZM250 82V83H249ZM251 82H252V84H251ZM154 83V82H153ZM201 83H203V84H201ZM207 83V84H206ZM248 83H249V85H248ZM254 83H255V85H254ZM152 84V85H151ZM172 84V85H171ZM211 84H213V85H211ZM229 84L231 85V86H229ZM244 84L246 85V86H244ZM185 85V86H184ZM193 85V86H192ZM195 85V86H194ZM217 85V86H216ZM229 86L228 88L226 87L225 88V86ZM253 85H254V87H253ZM146 86V87H145ZM150 86V87H149ZM199 86V87H198ZM219 87L218 89L216 88V87ZM249 86H251V87H253L252 89L254 90V91H252V89L249 87ZM256 86H259V88L258 87H256ZM188 87V88H187ZM192 87H193V89H192ZM215 87V88H214ZM223 87V88H222ZM237 87V88H236ZM149 88V89H148ZM229 88H231V89H229ZM235 88V89H234ZM240 88V89H239ZM244 88V89H243ZM153 89H157L156 90V92L155 93H153ZM192 89V90H191ZM214 89H216V90H214ZM224 89H228V91L227 90H224ZM234 89V90H233ZM249 89H251V90H249ZM259 89V90H258ZM148 90L149 91H151V92H149L148 93ZM190 90V91H189ZM224 90V91H223ZM257 92H256V91ZM159 91V92H158ZM201 91H202V93H201ZM226 91V92H225ZM242 91V92H241ZM252 91V92H251ZM260 93H259V92ZM147 92V93H146ZM158 92V93H157ZM216 92V94H214V96L216 95L217 96V93ZM221 92V91H220ZM230 92V93H229ZM236 92V93H235ZM244 92V93H243ZM150 93H151V95H150ZM166 93V94H165ZM191 93V94H190ZM200 93V94H199ZM238 93V94H237ZM243 93V94H242ZM160 94V95H159ZM231 94L233 95H238V97L235 95V97H234V95L233 96H231ZM262 94V95H261ZM153 95V96H152ZM189 95V96H188ZM240 95V96H239ZM242 95V96H241ZM248 95V96H247ZM150 96V97H149ZM155 96V97H154ZM167 96V97H166ZM215 96V97H216ZM220 96H219V98H220ZM256 96V97H255ZM162 97V98H161ZM166 99H164V98ZM223 97V98H224ZM231 97V98H230ZM242 97H244L243 99H242ZM248 97V98H247ZM252 97V98H251ZM254 97V98H253ZM151 98H152V100H151ZM217 99H218V96L216 97ZM222 98V97H221ZM221 98H220V100H221ZM222 98V100L224 101L225 99H223ZM144 99V100H145ZM158 99H159V101H158ZM188 99V100H189ZM239 99H241V101L239 100ZM263 99V100H262ZM151 100V101H150ZM158 102H157V101ZM164 100V101H163ZM227 100H225V101H227ZM236 100V101H235ZM243 100V101H242ZM262 100V101H261ZM163 101V102H162ZM187 101V100H186ZM240 101V102H239ZM258 101H261V103H259ZM151 102V103H150ZM158 103V106H157V103ZM171 102V103H170ZM237 102H239V104L237 103ZM153 103V104H152ZM162 103V104H161ZM169 104V105H168ZM159 105H161V106H159ZM146 106H148L149 108H147ZM151 106V107H150ZM166 106H167V108H166ZM151 108H153L152 110H153V112H152V110H151ZM162 108V109H161ZM146 109V110H145ZM148 109H150L151 110V112H150V110L148 111ZM146 111L147 112H149V113H151L150 115H152L153 116V118H152V116H150L149 115V113H146ZM107 112V111H106ZM161 112V113H160ZM145 113V114H144ZM157 113V114H156ZM104 114H105V110H103V116H104ZM147 114V115H146ZM150 117H149V116ZM160 115H161V118H160ZM169 115V116H168ZM106 116V115H105ZM148 116V117H147ZM156 116V117H155ZM146 117H147V119L148 120H151L150 122H153V123H151L150 124V122L146 119ZM151 118V119H150ZM158 118V119H157ZM155 119L158 121L157 122V124H156V122H155ZM145 120V121H144ZM146 120H147V122H146ZM154 120V121H153ZM155 122V123H154ZM161 124V125H160ZM151 126V127H153L154 125H156V126H154L155 128H152L153 130H151V128H148L149 126ZM158 126V127H157ZM160 126V127H159ZM146 128V129H145ZM150 130V131H147V130ZM148 132V133H147ZM152 132V134H149V133H151ZM154 133V134H153ZM160 134V136H158ZM162 134H164V135H166V136H164V135H162ZM164 136V137H163ZM24 137H25V135H24ZM27 137V136H26ZM26 137L24 138V139H26ZM167 137V138H166ZM156 138V139H155ZM23 138H21V141L18 139V141H17V143H21L23 140H22ZM171 139V140H170ZM156 140V141H155ZM170 140V141H169ZM148 141V142H147ZM153 141H155V142H153ZM231 141V142H230ZM25 142H26V144H27V140L26 141H24L23 143H24V145H25ZM177 143V142H182L183 144H180L181 145V147L180 146H178V144H175V146H176V148L175 149H171V147L170 146H172L173 144L172 143ZM200 142H201V144H204L205 146H201V145H199L200 144ZM228 144H227V143ZM233 142V143H232ZM23 143H22V147H23V150L25 149L26 150V145L25 146H23ZM145 143H148V144H145ZM151 143V144H150ZM158 143V144H157ZM170 143L172 144V145H170ZM230 143V144H229ZM150 144V145H149ZM154 144V145H153ZM232 144V145H231ZM145 145V146H144ZM169 145V146H168ZM216 145V146H215ZM18 146V145H17ZM153 146V147H152ZM161 148H159V147ZM189 146V147H188ZM218 147V148H215V147ZM225 146H226V148H225ZM147 147V148H146ZM179 147V148H178ZM184 149H183V148ZM200 147H201V149H200ZM229 147V148H228ZM18 148H21V145H19L18 146ZM149 148H150V150H149ZM158 148H159V150H158ZM232 148V149H231ZM164 149V150H163ZM190 149V150H189ZM198 149V150H197ZM203 149V150H202ZM208 149V150H207ZM216 149H219V150H216ZM222 149H223V151H222ZM226 149V150H225ZM150 151V153H149V151ZM161 150V151H160ZM171 150V151H170ZM189 150V151H188ZM193 150V151H192ZM196 150V153L194 154V151ZM200 150H202V151H200ZM204 150H207V152L206 151H204ZM212 150H214L215 152H216V155L214 154V156H216V158H217V160H216V163H215V165H210V166H204L199 160H198V157H197V159H195L196 157H194L195 155H198L200 158H201V156H202V152L204 151L205 153V155L207 154H209L210 153V151H212ZM148 151V152H147ZM165 151H167V153L165 152ZM174 151H175V154L176 155H174ZM160 152V153H159ZM165 152V153H164ZM209 152V153H208ZM232 152V153H231ZM234 152V153H233ZM152 153V154H151ZM164 153V154H163ZM151 154V155H150ZM233 154V155H232ZM241 156H240V155ZM3 154H0V157L2 156ZM5 155V154H4ZM17 155H19V154H17ZM31 155V154H30ZM44 154H36V159H37V161H35L37 164H39L40 162L41 163H45V167H43V164H42V166H41V164H39V166L37 165V167L36 168H38V167H42V168H45V169H47L50 165H51V163L53 162L54 163V161L55 160H57V161H59L58 159H55L54 161H50L49 160V157H44V156H46L47 154H45L44 156H43ZM91 155H94V154H70L69 156L70 157H67L66 158V161H68L69 163L71 162V164H72V162H73V164H72V168H74V169H71V166L69 167V171H70V173H72L71 175H69V176H65V178H62L63 179V181L65 182V188L67 189H64L63 188V192H61V194L59 193V194H57V192H55L56 194H52V196L53 197H50V194H48L47 192H48V190H45V188H47V187H45V186H47V184H46V182L45 181H43L42 180V178H44V175H45V173L43 174L42 173V168H41V173L39 172V169H32V168H29V167H35V166H32V165H35V164H32V162L30 163L28 160H30V157L31 156H29V158H25L26 157V154H25V156L24 155H19V156H17L16 157V155H15V158H17L16 160L15 159H11L10 157H12V156H14L13 154L11 155V154H7V155H5L4 156V158L6 159V160H4V162H2V160H3V158H1V163H0V178H1V176L2 177H4V179L6 180H4V181H2V180H0V228H2V230L3 229H5V230H7L8 232L6 233L5 232V234L3 233V235H1L2 233H1V231H0V238H1V236H2V238H4V239H7L8 240V242L10 243V244H2V245H0L1 247H0V264H60L59 263V261L61 260V256H62V252H64L63 250L66 248V246H65V244L64 243H62L61 242V240H62V237H63V234H64V232H65V228H68V229H70L69 227L71 226V227H73V228H71V229H73V230H71L72 232V235H73V237H75L74 238V241L72 240V241H70V243L68 244V245H70L69 247H70V249H68L69 251H70V253L68 254V256L70 255V258L72 257L73 259H76V261H80V259L83 261V259H85L84 261H88L87 259H89V256L91 255V251H92V248H91V246L89 247V249L91 250V251H89L88 250V246H89V244H91V243H89V240H88V242L86 241L88 238H89V235H90V231H89V234L87 233V231L89 230L88 228L91 226V225H89L90 223H91V210H92V208H91V205H92V200H93V197H94V195L92 194L93 192L95 193V191H94V189L96 190V188H94V186L96 185L94 182L96 181V179H97V177L96 178H94L93 180H94V182H92V179L91 178H93V174L94 173H96V171H94L95 170V168H94V170H93V164H92V160L93 159H91V158H93ZM131 155V154H130ZM165 155H166V157H165ZM187 155V156H186ZM97 156L99 157V154H97ZM136 156V155H135ZM147 156V157H146ZM153 156V157H152ZM158 156V157H157ZM204 156V155H203ZM225 156V157H224ZM3 157V156H2ZM84 157V158H83ZM89 157V158H88ZM94 157H96V156H94ZM98 157H96L95 158V160H97L98 161ZM194 159H193V158ZM205 157L206 158H208L207 156H204L203 157V159H205ZM209 157H210V155H209ZM223 157V158H222ZM243 157V158H242ZM7 158L9 159V160H12L11 161V164H10V161L6 164V161H7ZM13 158V157H12ZM25 158V159H24ZM31 158H33V157H31ZM40 158V159H39ZM48 158V159H47ZM162 158V159H161ZM188 158H190V159H188ZM74 159V160H73ZM158 160V162H156L155 160ZM14 160H15V162H14ZM21 160V161H20ZM22 160H25V161H22ZM35 160V159H34ZM42 160V161H41ZM70 160V161H69ZM81 162H80V161ZM95 160H93V161H95ZM178 160V161H177ZM186 160V161H185ZM198 160V161H197ZM201 161H202V159H200ZM207 160V159H206ZM220 160V161H219ZM235 160V159H234ZM26 161H28V162H26ZM32 161V160H31ZM56 161V162H57ZM85 161V162H84ZM97 161H95L96 163H97ZM148 161V162H147ZM152 161H153V163H152ZM162 161H164V162H162ZM170 161V162H169ZM172 161H173V163H172ZM190 161V163H187V162H189ZM209 162H211V161H213V160H208ZM19 162H23L24 163V167H23V165L21 164H19ZM25 162H26V164H28V165H30V166H28V165H25ZM77 162V163H76ZM84 162V163H83ZM176 162V163H175ZM200 162V163H199ZM202 162H204V160L202 161ZM5 163V164H4ZM79 163V164H78ZM81 163V164H80ZM95 163V164H96ZM139 163H141V164H139ZM180 163H181V165H180ZM195 165H194V164ZM250 165H252V166H254L253 168H255V167H258L257 165H254V164H252V163H250V162H248ZM12 164H16V165H12ZM32 164V165H31ZM48 166H47V165ZM50 164V165H49ZM58 164V163H57ZM84 164V165H83ZM87 166H86V165ZM156 164V165H155ZM167 166H165V165ZM191 164H193V165H191ZM242 164H244L243 165V167L242 168H245V169H240L241 167L240 166H242ZM242 164H240L239 165V171L236 169L235 171H236V173L234 174V176L236 177V178H238V179H240L241 178V174H242V176H243V174H245L246 172H244V171H241V172H244V173H239L240 172V170H245L246 171V167L245 166H248V168L250 167V170L248 169L247 171H250L251 172V175L252 174H254L256 171H253L254 173H252V171H251V169H253V168H251L252 166H250V165H247V163H245V162H242ZM258 164H259V167H258V169L260 168V169H262V172H261V174L264 176V172H263V168H264V161L263 162H258ZM10 165V167H11V165H12V167L14 166V168H10V167H8ZM170 165V166H169ZM179 167H178V166ZM263 165V166H262ZM83 166V167H82ZM137 166V167H138ZM186 166V167H185ZM177 167H178V169H177ZM9 168H10V170H9ZM19 168H21V169H19L20 171H18V169ZM25 168V169H24ZM91 168V169H90ZM176 168V169H175ZM180 168V169H179ZM207 168V169H206ZM210 168V169H209ZM212 168H213V171L215 172H212ZM6 169V170H5ZM14 171H13V170ZM30 169V170H29ZM44 169V170H45ZM80 169V170H79ZM96 169L98 170V165H96ZM132 169V168H131ZM138 169V168H137ZM140 169V168H139ZM197 169V168H196ZM209 169V170H208ZM215 169H216V171H215ZM13 171L15 174H13V172H10V171ZM17 170V171H16ZM25 170V171H24ZM34 170H36V171H34ZM73 170V171H72ZM89 170V171H88ZM94 171V172H92V171ZM166 170V171H165ZM181 170V171H180ZM254 170V169H253ZM255 170H256V168H255ZM7 171V172H6ZM22 171V172H21ZM29 171V172H28ZM85 171V172H84ZM145 171V172H144ZM171 171V172H170ZM184 171V172H183ZM238 171V172H237ZM18 172H21L20 174H18ZM26 172V173H25ZM34 172H36V173H39V175L40 174H43L41 177V181H42V183H40V181H38V182H33V179L32 180H30L31 178H30V174H36V173H34ZM46 172V171H45ZM75 172H76V174H75ZM139 172H140V170H139ZM154 172V173H153ZM155 172L157 173V174H159V176L158 175H156V178L154 179V180H150V178H151V176L152 175H154L155 174ZM168 172V173H167ZM190 172V173H189ZM206 172V173H207ZM250 172H249V175H250ZM6 175H5V174ZM67 173V172H66ZM70 173H67V175L68 174H70ZM151 173H153V174H151ZM161 173H162V175H161ZM163 173H165V174H163ZM167 173V174H166ZM183 173V174H182ZM185 173V174H184ZM206 173L204 174V175H206ZM238 173H239V175H238ZM248 173V172H247ZM247 173L245 174V175H247ZM8 174V175H7ZM9 174H11V175H13V176H11V175H9ZM23 174V177L21 176ZM28 174V175H27ZM75 174V175H74ZM91 174H92V176H91ZM146 174V175H145ZM173 174H177V176H175V175H173ZM199 174L201 175V173L199 172ZM38 175V174H37ZM66 175V174H65ZM94 175H96V174H94ZM136 175V174H135ZM141 175V176H140ZM148 175V176H147ZM149 175H150V177H149ZM17 176V178L18 179H20V180H18V182H16V180L17 179H15V177ZM26 176V177H25ZM71 176V177H70ZM144 176V177H143ZM168 176V177H167ZM170 176V177H169ZM173 177V179H172V177ZM216 176V177H215ZM238 176H240V177H238ZM248 176V175H247ZM253 176V175H252ZM252 176H248V178L249 177H251L252 178ZM38 177V176H37ZM72 177H73V179H72ZM76 177V178H75ZM79 177V178H78ZM91 177V178H90ZM140 177H143L142 179L140 178ZM213 177V178H212ZM217 177H221L220 179L219 178H217ZM243 177H245V176H243ZM255 177V176H254ZM8 178V179H7ZM30 178V179H29ZM36 178V177H35ZM66 178H68V179H66ZM145 178H147L146 180H145ZM167 178V179H166ZM191 178H193V176H191ZM209 180H208V179ZM213 179V180H211V179ZM224 179V181L222 182L221 181V179ZM251 178L249 179V181L251 180ZM256 178V177H255ZM255 178H254V181H255ZM1 179H3V178H1ZM10 179V180H9ZM15 179V180H14ZM40 179V178H39ZM69 179H71V181L69 180ZM89 179V181H87ZM91 179V180H90ZM140 179V180H139ZM216 179V180H215ZM222 179V180H223ZM245 179H247L246 177H245ZM244 178H243V180H245ZM9 182H8V181ZM24 180V181H23ZM36 180H38V179H36ZM73 180V181H72ZM87 182H86V181ZM145 180V181H144ZM150 180V183L148 182V181ZM156 180V181H155ZM167 180V181H166ZM173 180V181H172ZM208 180V181H207ZM217 180H220V181H217ZM241 180V179H240ZM2 181V182H1ZM11 181V182H10ZM25 182L24 184H23V182ZM138 181H139V183H138ZM151 181H153V182H151ZM161 181V182H160ZM171 182V184L169 183V182ZM175 181V182H174ZM203 181L205 182V183H203ZM6 182V183H5ZM20 182V183H19ZM63 182V183H64ZM89 182H91V183H93L94 185H92L91 183L89 184ZM158 182V183H157ZM185 183L187 182L186 180L184 181ZM193 182V181H192ZM201 182V181H200ZM206 182H208L207 184H206ZM212 182V183H211ZM215 182V183H214ZM226 182V183H225ZM245 182V183H244ZM248 183V181L246 180V181H243V183L246 185L247 183ZM13 185H12V184ZM22 183V184H21ZM160 183V184H159ZM223 183V184H222ZM250 183V182H249ZM252 183H253V181H252ZM252 183L251 184H249L250 186H252ZM36 184V185H35ZM42 184V185H41ZM74 184V185H73ZM146 184V185H145ZM147 184H149V185H147ZM254 184H255V182H254ZM258 184V183H257ZM256 184V185H257ZM26 185H28V186H26ZM63 185V184H62ZM165 185V186H164ZM171 186V187H166V186ZM173 185V186H172ZM193 185V184H192ZM224 185V186H223ZM243 185V184H242ZM245 185H243V187L245 186ZM261 184L259 183V186H260ZM67 186V187H66ZM69 186V187H68ZM92 186H93V188H92ZM143 186H145V189H144V187ZM247 186H248V184H247ZM258 186V187H259ZM264 185H261V188L263 187ZM37 187V188H36ZM71 187V188H70ZM91 187V188H90ZM152 187V188H151ZM157 187H159V188H157ZM162 187V188H161ZM164 187V188H163ZM246 187V186H245ZM253 187H255V189L256 188H258L257 186H255V185H253ZM29 188H31V189H29ZM34 188V189H33ZM40 188H41V190H43V193H42V191L40 190ZM62 188V187H61ZM157 188V189H156ZM205 188V189H204ZM208 188H209V192H208ZM250 188V187H249ZM248 188V189H249ZM36 189V190H35ZM144 189V190H143ZM164 189V190H163ZM166 189V190H165ZM27 190H29V191H27ZM45 190V191H44ZM130 190V191H131ZM142 190H143V194L144 195H142V194H140V192L142 193ZM215 192H214V191ZM251 190V189H250ZM247 191V187H246V190H244V192H242V194H246V195H250L249 193H251V195L252 196H250V197H252L251 199L250 198H248V197H242V200L244 201V205H240V206H238V209H240V210H242V208H244V207H241V206H245L246 208H245V212L246 213H248V214H250L251 215V217H254V219H255V224H254V226H253V228H252V230H251V232H250V236L248 237V238H244V239H242L243 241H245V240H252L251 238H253V236H255V235H257L258 234V232H259V227H260V229H261V223H262V220H263V224H264V200L263 199H261L263 202H261V204H258V201H256V197H259V194H258V196H256L254 193H258V192H260V194H262V192L261 191H255V192H251V191ZM253 191H254V189H252ZM37 191V192H36ZM40 191V192H39ZM67 191V192H66ZM93 191V192H92ZM139 191V192H138ZM148 191V192H147ZM164 191H165V194H164ZM210 191H212V192H210ZM264 191V190H263ZM66 192V193H65ZM72 192V193H71ZM157 192V193H156ZM160 192V193H159ZM162 192V193H161ZM246 192H248V193H246ZM42 193V194H41ZM50 193V192H49ZM63 193V194H62ZM65 193V194H64ZM70 195H69V194ZM76 193V194H75ZM264 193V192H263ZM39 194H41V195H39ZM66 194H67V196H66ZM139 194L140 195H142V197L140 196V197H138L139 196ZM216 194V193H215ZM254 194V195H253ZM39 195V196H38ZM59 196V197H55V196ZM64 195H65V197H64ZM76 195H77V197H76ZM49 196V197H48ZM78 196H79V198H78ZM152 196V197H151ZM157 196H159V197H157ZM165 196V197H164ZM255 196V197H254ZM62 197V199L60 200V198ZM67 197H69V199L70 200H68V198ZM71 197V198H70ZM74 197H76V199L74 198ZM131 197V198H132ZM148 197V198H147ZM156 197V198H155ZM163 197V198H162ZM202 197V198H201ZM216 197V196H215ZM55 198V199H54ZM66 198V199H65ZM130 198V199H131ZM141 198V199H140ZM159 198V199H158ZM167 198V197H166ZM165 198V199H166ZM208 198V199H207ZM59 199V200H58ZM65 199V200H64ZM77 199H80V200H77ZM145 199V200H144ZM164 199V200H165ZM43 200V201H42ZM46 200V201H45ZM51 200H52V204L53 205H51ZM167 200V199H166ZM54 201V202H53ZM61 201V202H60ZM67 201V202H66ZM151 201V202H150ZM42 202V203H41ZM44 202V203H43ZM62 202H63V205H61L62 204ZM163 202H165V201H163ZM211 202V201H210ZM59 203H61V204H59ZM69 205H68V204ZM153 203H151V204H153ZM46 204V205H45ZM58 204V205H57ZM66 204V205H65ZM203 204H205V203H203ZM44 205V206H43ZM51 205V206H50ZM59 206V207H57V206ZM67 205H68V207H67ZM199 205H200V207H199ZM62 206H63V208L65 209V210H63V208H62ZM65 206H66V208H65ZM167 206H168V208H169V210L171 209V207L169 206V203L167 202ZM259 206V207H258ZM61 207V208H60ZM151 209H150V208ZM163 208H161L159 211H157V210H154V207L153 206H148L147 208L145 207L144 208V218L145 219H149V218H158L159 216H161V215H163V213H164V211L166 210V213H167V211H169V210H167L168 208L167 207H164V206H162ZM198 207V208H197ZM215 207V208H214ZM45 208H47V209H45ZM153 208V209H152ZM208 208V209H207ZM259 208H260V210H259ZM44 209H45V211H44ZM81 209V210H80ZM89 209H91V210H89ZM147 209V210H146ZM149 209V210H148ZM199 209V210H198ZM207 209V210H206ZM210 209V210H209ZM150 210H152L151 212H150ZM163 211V213L162 212H160V211ZM206 210V211H205ZM212 210V211H211ZM147 211V212H146ZM156 211L158 212L157 213V216H156ZM171 211V210H170ZM210 211H211V213H210ZM48 212V213H47ZM52 212V213H51ZM65 212V213H64ZM68 212V213H67ZM77 212V213H76ZM90 212V213H89ZM160 212V213H159ZM67 213V214H66ZM166 213H165V215H163L162 217H159L158 219H160V220H164L163 218H165L166 217ZM168 213H170V212H168ZM167 213V214H168ZM172 213V212H171ZM170 213V215H172L173 216V214H171ZM195 213V214H196ZM200 213H201V215H200ZM259 213L262 215L261 216V223L259 222V221H257V217H258V215H259ZM62 214H64V215H62ZM151 214V215H150ZM159 214H161V215H159ZM208 214H210L209 215V217H208ZM67 215H69L70 216V219L71 220H73L72 221V223H71V221L69 222V223H71V225L70 224H67V226L68 227H66V221H67V219H69V216H67ZM90 215V216H89ZM169 214H168V216H170ZM183 215H186V213L185 214H183ZM199 215V216H198ZM204 215V216H205ZM167 216V217H168ZM180 216H182V215H180ZM187 217H188V215H186ZM186 216H184V218L186 217ZM63 217V218H62ZM167 217L165 218V220L167 219ZM183 217V216H182ZM181 217V218H182ZM186 217V218H187ZM191 217V218H192ZM259 217H260V215H259ZM13 219V221H12V223H11V226L9 227V220L10 219ZM73 218V219H72ZM169 218V217H168ZM174 218V217H173ZM194 218H193V220H194ZM172 219V218H171ZM175 219V218H174ZM69 221V220H68ZM68 221H67V223H68ZM88 222H90V223H88ZM198 222V223H197ZM206 222V221H205ZM208 223H206V224H208ZM52 225V226H51ZM70 225V226H69ZM83 225V226H82ZM89 225V226H88ZM204 225V224H203ZM87 226H88V228H87ZM198 226H197V228H198ZM74 227L76 228V227H78V228H81L82 230L80 231V229L78 230V229H74ZM83 227H85L84 229L85 230H87V231H84V229H83ZM197 228L195 229L196 230V232L194 231L191 235L193 236L194 235V233L196 234L197 232H199V231H197ZM263 228V230H264V227H262ZM90 229H91V227H90ZM198 230H199V228H198ZM262 230V231H263ZM53 231V232H52ZM57 231H58V234H56L57 233ZM69 232H70V230H68ZM189 232H190V230H188ZM3 232V231H2ZM81 232H82V234H81ZM74 233V234H73ZM79 233H80V235H79ZM87 233V234H86ZM188 233V232H187ZM205 233V232H204ZM86 234V235H85ZM188 234H190V233H188ZM206 234V233H205ZM207 234H208V232H207ZM77 235H78V237H80L79 239H78V237H77ZM84 235V236H83ZM88 235V236H87ZM179 235H181V236H183L182 235V233L181 234H179ZM201 235H203V234H201ZM201 235H200V238H201ZM208 235H211V234H208ZM208 235H205V236H208ZM191 236V237H192ZM205 236H202V237H204V239H202V240H205V238H207L205 241H208L209 239H208V237H205ZM82 237V238H81ZM85 237V238H84ZM210 237H212V236H210ZM76 239H78L76 242H75V240ZM86 239V240H85ZM211 239V238H210ZM260 240V237H258L257 239H254V241H251L250 243H248V244H243V243H239V244H237V246H243V247H245V248H251L253 245H254V247H256V246H258V243L260 242L259 241ZM181 241H183V239L181 240ZM185 241V240H184ZM208 242H211V240H209ZM62 243V244H61ZM89 243V244H88ZM185 244H187V241H185ZM242 244V245H241ZM256 244V245H255ZM252 245V246H251ZM65 246V247H64ZM69 247H67V248H69ZM2 248V249H1ZM263 249V250H262ZM37 252H42L43 254H45V257L44 258H46V259H40V260H38V259H35V258H33V254L34 253H36V251ZM40 250V251H39ZM89 252H88V251ZM33 252V253H32ZM261 254H259V253ZM83 253V254H82ZM88 253H90V254H88ZM64 254V253H63ZM134 254V253H133ZM131 255V256H133V257H135V258H137V256H135V254L134 255ZM262 254H264V246L263 247H260L259 246V249H258V251H257V255L258 256H264V255H262ZM72 255V256H71ZM186 255H188V254H186ZM80 256V257H79ZM84 256V257H83ZM130 256V257H131ZM140 256V255H139ZM138 256V258H140V259H142L141 257H139ZM143 256V255H142ZM147 256V255H146ZM151 256V255H150ZM150 256H148V257H150ZM91 257V256H90ZM132 257V258H133ZM152 257V256H151ZM151 257L149 258V259H151ZM260 257V258H261ZM80 258V259H79ZM134 258V259H135ZM137 258V259H138ZM147 257H145L144 258V260L146 259ZM262 258H264V257H262ZM73 259H71V260H73ZM130 259V258H129ZM133 259H130L129 260V263L130 262H134V261H132ZM161 260V259H160ZM73 261H75V260H73ZM140 260H137V262H138V264L141 262H139ZM145 261H147V259L145 260ZM149 262H151L152 264H168L165 260H162V261H164V262H159V260H156V261H158V262H154V260L152 261V260H148ZM198 261L200 262V263H204V262H206V258H199L198 259ZM135 262H136V259H135ZM136 262V263H137ZM185 262V261H184ZM85 263V262H84ZM142 263V262H141ZM140 263V264H141ZM130 264H132V263H130ZM143 264H146L145 262H143ZM149 264V263H148ZM185 264V263H184ZM187 264H188V262H187ZM262 264H264V263H262Z\"/></svg>",
  "mask_w": 264,
  "mask_h": 264
},
{
  "label": "crops",
  "instance_id": "0c3cea01",
  "mask_svg": "<svg viewBox=\"0 0 264 264\" xmlns=\"http://www.w3.org/2000/svg\"><path fill=\"white\" fill-rule=\"evenodd\" d=\"M193 83L196 84L195 81ZM204 87L205 88H202L203 89L202 95L201 96L198 95L195 98V101L188 100L189 102L186 101L187 103H183L185 96H180L179 98H177V100H176L177 102L172 105L171 109L169 108L171 113H170L169 122L166 124L165 133L172 138H175V137H181L182 138L184 135H186V142H188V143L189 142H195L198 140H202L204 142V139H205V143L217 144V143H220L224 140L225 135H227V130L229 128L228 126L233 121L232 126H230L233 131L230 128L229 132H228L229 139L232 140L233 142H235L236 144H238V148L241 152L240 154H242L245 157V159L247 160L246 161L247 163L252 162V164L257 163V165H258V162H263L264 161V105L262 106L258 103L253 104L254 103L253 100L250 101L251 103L249 102V100H246L249 103V105H247V102L245 101L244 103L239 105V107H241V108H239L238 106L234 108V105H232V103L230 104V101H228V102L224 101V102L228 103V105L227 104L225 105V106H227V111H226V109L224 110V108L220 107L222 105V103H224V102H222V101H221L222 103L220 101L214 102L215 99L217 100V98H215V96L213 94V96H214V99H213L211 96V94L213 92L207 86H204ZM204 91H206V92H204ZM208 91H209V93H207ZM203 94H206L205 97H207V98H205ZM209 94H210L211 98L209 97ZM202 96H203V98H201ZM208 97H209V99H208ZM201 99H202V101H201ZM204 99H205V101H204ZM212 102H214V103L212 104ZM217 102H219V103H217ZM201 103H203V105ZM204 103H205V105H204ZM195 104H196V106H194ZM214 104H216L218 106L215 105L216 106L215 107ZM250 104H252V105H250ZM186 105H187V107H185ZM242 105L243 106L245 105L246 107L242 109V107H243ZM249 106H252V107H249ZM201 107H203V108H201ZM222 107H224V104L222 105ZM188 108H189V110H188ZM198 109H200V110H198ZM240 110H242L243 112H240ZM217 112L219 115L217 114ZM142 113H143V111H142ZM223 113H224V116H222ZM208 114H210V115H208ZM205 115H207V116H205ZM142 116H143V114H141V119H142ZM213 116H214V118H213ZM227 117H228V119H227ZM207 119H208V121H207ZM141 122H142L141 128L143 129V119ZM205 123H207L208 125ZM226 123H227V126H226ZM208 126H210V127L213 126V127L208 128ZM199 127H200V129H199ZM207 128L209 131L207 130ZM222 128H224V129H222ZM197 129L199 130V132L197 131ZM211 129H213V130H211ZM215 130L217 133L215 132ZM230 131H232V132H230ZM203 132H204V135L206 136L205 138L203 136ZM208 132L209 133L213 132V133L208 134ZM219 134L220 135L222 134V136H219ZM229 134H230V136H229ZM213 137H215V138H213ZM176 144H178V146L181 147L180 144H183V143L177 142ZM174 147H176V146H174V145L171 146L172 149H175ZM141 148H142V146H141ZM213 153L216 154V152L214 150L210 151L211 155L209 154L210 157L212 156L210 160H213V161H211L210 163H209V161H207V162L205 161L204 163L201 162L204 166L215 165L217 158L213 155ZM141 154H143L142 150H141ZM225 158H226L225 159L226 162L225 161L222 162L223 169L221 170L224 172L225 175L222 174V176H226V177L230 176V175L234 176V174L236 173V171H235L236 168L237 169L239 168V164H236V163H238L239 161L241 162V160L235 159L238 162L235 161V163H234V162H232L234 160L230 161L229 158H227V157H225ZM227 160H228V162H227ZM228 163H231V164L228 165ZM226 167L227 168L230 167L231 172L227 171L229 168L227 169ZM232 177L230 178L231 180H232ZM263 179H264V176H263ZM237 182H238V184L241 183L238 178L233 177V183L234 184L229 185V187L221 188L219 191L216 190V199L218 198V200H217L215 207L218 206V204H219L218 202H220V201L222 204L219 206V209L216 213L215 219L214 218L211 219V221H212L211 224L213 225V229H214L213 231H215V234L218 235L222 241H224L230 245H233V246H237V244H239V243L248 244L251 241H254V239H257L258 237H260L262 232L264 231L262 228V227H264L263 220L261 223V216L262 215L259 213L260 217L258 215L257 221H259L261 223V229H260V227L258 228L259 229L258 234L253 236V238H251L252 240H248V241L242 240V239L248 238L250 236V232H251V230L255 224V219H254V217H251L250 214L245 212V208H246L245 206H241V207H244V208H242V210L238 209V206L244 205V201L242 200V197H248L251 199L252 197H250V196H252V195L242 194V192L240 191L242 187H240V189H239V185L237 184ZM236 187H237L236 190H239L238 192H236L235 190H233V191L231 190V189H234ZM217 191H218L219 195H218ZM234 191L236 193H233ZM256 201H258V204H261L260 200L256 199ZM141 203H143V200ZM259 210H260V208H259Z\"/></svg>",
  "mask_w": 264,
  "mask_h": 264
}]
</instances>
